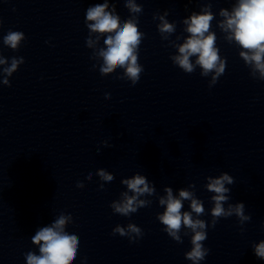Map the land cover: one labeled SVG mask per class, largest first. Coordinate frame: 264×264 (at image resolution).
I'll list each match as a JSON object with an SVG mask.
<instances>
[{"label": "clouds", "instance_id": "obj_1", "mask_svg": "<svg viewBox=\"0 0 264 264\" xmlns=\"http://www.w3.org/2000/svg\"><path fill=\"white\" fill-rule=\"evenodd\" d=\"M125 7L133 15L123 22L114 4L109 10V0H103V3L88 7L85 19L88 29L86 46L93 47L92 34H98L95 37V43H99L103 37L105 47L95 53L103 61L99 68L100 74L106 76L113 73L119 66L125 71L123 76L117 78L130 80L134 86L144 71L143 66L138 62V50L144 33L139 30L137 14L142 12V6L137 5L134 0H125ZM167 15L168 13L165 12L164 16L158 17L160 20L157 26L158 32L164 40L176 32V24L169 23L165 19ZM219 16L223 19L217 22V27L226 34L224 39L229 43L235 41L242 49L238 54L249 68L250 76L264 81V0H237L230 12L227 8H221ZM214 19L211 3L205 4L199 14L193 11L190 17L183 19L182 23L186 26L183 31L188 35L184 37L183 43L175 45L178 54L170 56L172 63L185 73L191 74L199 67L202 77H211L210 88L217 83L226 70V58L221 57L220 49L216 44L217 36L211 30V22ZM2 23L0 20V25ZM177 39L180 37L178 36ZM24 40L25 35L21 31L9 30L3 36V44L13 51H18ZM193 57H195L194 61ZM24 62L23 57H11L9 64L8 59L0 55V65H8L0 70V77H2L0 83L11 87L9 77H12ZM105 98H110V94L106 93ZM103 143L107 146L106 142ZM96 175L102 182L99 185L100 190L104 189V183L114 180L113 174L102 168L97 170ZM86 179L91 180L92 173H89ZM206 180V190L214 194L210 197L213 205L210 209V222L200 218L205 215L206 210L203 201L196 198L192 191L181 189L177 198L173 195L171 187H165L166 196L158 197V203L164 210L162 213H157V219L164 226L163 231L177 243H183L180 234L182 229L187 230L184 231L186 236L191 233V250L184 255L185 259L192 264H200L209 254L210 250L204 247V241L207 239L206 230L209 226L215 227L221 218H229L233 215L238 218L241 226L251 220V216L245 214L243 202L234 205L228 203L231 190L226 185L234 183L231 175L223 172L215 178L207 176ZM121 183L126 185L127 191L120 193V199L111 202L110 207L114 214L130 217L138 209L152 203L141 199V197L156 194L154 185H150L144 175L137 173L130 179H123ZM76 186L81 189L85 187L83 182H77ZM189 187L194 188L195 185L190 184ZM184 201H190V211H182ZM70 222H73L72 215L61 212L49 226L39 227L31 237L32 244L39 246V254L33 251L25 253L26 264H71L77 255L79 237L65 230ZM116 234L121 237L126 236L129 242H135L143 236V231L134 223H128L126 226L117 224L112 229V235ZM252 247L255 256L264 260V240L254 243Z\"/></svg>", "mask_w": 264, "mask_h": 264}]
</instances>
